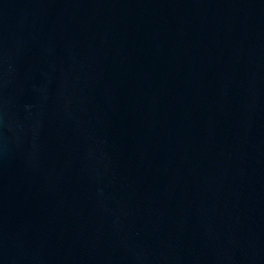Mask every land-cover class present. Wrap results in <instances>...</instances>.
<instances>
[{
  "label": "water",
  "instance_id": "1",
  "mask_svg": "<svg viewBox=\"0 0 264 264\" xmlns=\"http://www.w3.org/2000/svg\"><path fill=\"white\" fill-rule=\"evenodd\" d=\"M0 264H264V0H0Z\"/></svg>",
  "mask_w": 264,
  "mask_h": 264
}]
</instances>
